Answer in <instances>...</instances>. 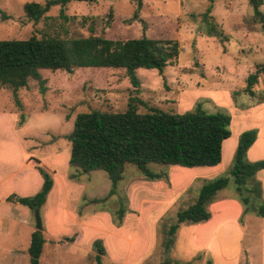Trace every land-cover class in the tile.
Masks as SVG:
<instances>
[{"label": "rangeland", "instance_id": "1", "mask_svg": "<svg viewBox=\"0 0 264 264\" xmlns=\"http://www.w3.org/2000/svg\"><path fill=\"white\" fill-rule=\"evenodd\" d=\"M29 1L44 3L46 0H0V39H23L33 35L64 39L102 35L110 39H127L143 34L152 38L176 39L180 53L173 64L167 65L161 73L149 68L135 70L139 81L138 96L144 101V104L138 106V111L146 112L149 107H158L166 111L184 112L200 103L208 111L221 109L231 115V134L223 143V161L216 170L178 165H161L156 168L168 170L170 183L176 190L188 184L194 173L208 175L192 179L178 202L177 199L174 202L172 199L167 201L166 193L161 195L163 192L156 190L139 189L134 192L133 185L138 177H143L134 164L125 165L122 179L112 194L109 193L111 181L105 170L81 173V178L86 180L84 184L87 193L93 195L82 197L80 188H62L67 196L65 204V194L61 193L60 187L48 209L40 212L44 237L54 234L68 236L78 231L84 242L102 239L108 247V253L101 258L102 264H126L125 259L150 255L155 250V257L146 259L143 264H264V218L256 212V208L264 202V169L242 186L244 194L249 197L247 203L239 199L231 179L216 194L215 204L207 206L213 216L197 224L181 223L182 228L176 237L178 242L174 243L173 236L168 248L165 246L167 228L175 222L180 206L185 207L196 199L205 182L204 178L226 174L231 168L239 133L252 128L251 124L256 121L264 124V107L258 114L245 109L262 103L261 97L264 98V74L259 75L258 82L252 87L254 96L245 91L247 75L254 72L256 64L264 60V27L253 19L248 0H142L137 18H133L136 6L133 0H71L62 10L58 4L51 6L37 22L25 16L23 4ZM260 8L264 12V1ZM210 25L215 30H210ZM39 72L45 79L43 91L38 80L32 78L28 80V90L22 91L21 96L18 92L14 95L9 87L0 86V107L19 109L22 101H25L24 112H59L65 119L71 116L68 123H63L62 133L72 131L74 117L79 112L94 109L124 111L129 96L134 93L124 68L78 67L73 72L61 69H40ZM244 112H247L246 118L241 117L246 115ZM37 134L43 137L46 132ZM54 135L58 134L49 133L48 138ZM57 142L61 146H69L67 139L61 138ZM47 146L50 147L41 144L33 154L42 155L46 162L51 163L46 153L52 149L49 150ZM256 154L264 157V125L262 137L250 151V155ZM59 157V162L55 164L57 176L62 175L66 179L63 155ZM75 170L68 166V173H75ZM255 181L260 187L258 193L250 191ZM14 200L17 201V197L8 201ZM219 200L223 201L222 208L214 210ZM223 205L228 209L225 213ZM120 206L125 209L122 227L115 224ZM245 206L247 211L242 213ZM132 208L135 211L131 212ZM240 208L237 211L239 215H234ZM11 212L13 215L10 217L15 220L0 216V264H6V253L12 239L28 257L30 228L20 224L17 210ZM74 213L88 224L80 227L75 222ZM217 214L222 218L221 225L214 229V225L212 229L210 225L207 226V230L211 231L206 236L207 231L197 227L212 224ZM32 216L30 227L35 228L34 212ZM110 229L111 237L107 233ZM195 229L199 231L201 242L210 240L211 248L199 249L188 243L183 231ZM238 241L239 250L236 253H239L240 260L232 254ZM216 247L221 248L216 251ZM50 249L51 246L48 252ZM95 254L96 250L91 249L89 256L92 264L96 262Z\"/></svg>", "mask_w": 264, "mask_h": 264}, {"label": "trees", "instance_id": "2", "mask_svg": "<svg viewBox=\"0 0 264 264\" xmlns=\"http://www.w3.org/2000/svg\"><path fill=\"white\" fill-rule=\"evenodd\" d=\"M71 0H46L44 3L29 1L23 4L28 20L37 22L53 5H60L62 10ZM81 1V0H80ZM95 1V0H85ZM137 18L142 0H133ZM212 1V0H211ZM264 0H248L252 8V17L264 27V12L260 6ZM207 13L205 14V16ZM209 32V27L207 28ZM210 30L215 27L210 25ZM180 47L172 38H152L145 34L136 38L110 39L102 35H88L64 39L53 36H30L23 39H0V86L9 87L14 95L20 87L27 86L29 79H36L43 91L45 79L40 69L73 72L78 67L124 68L133 85L134 93L127 101L124 111L109 112L90 110L79 112L74 117L73 129L64 135L69 141V165L77 173L91 170H105L111 181L112 194L122 179L126 164H134L144 179L168 180V170L161 165L183 167L214 166L222 158V143L231 134V115L221 109L208 111L200 103L184 112L166 111L158 107H149L146 112H139L138 106L144 104L139 98L137 68L156 69L159 73L178 58ZM264 74V60L256 64V69L246 77L245 91L254 96L253 85ZM260 102H264L261 97ZM20 125L24 119L20 115ZM258 129L252 127L238 135L231 168L226 174L205 179L195 201L176 212V219L167 228L166 248L173 241V236L183 222L198 223L208 220L211 211L207 206L215 200L218 191L224 189L232 179L240 200L244 203L249 197L242 186L264 168V158L251 161L247 150L256 140ZM35 168L43 178L40 189L33 195L7 197L29 208L33 213L46 201L53 179L51 174L35 160ZM70 178H76L71 173ZM259 184L255 181L252 192L258 193ZM247 211L245 206L242 213ZM256 212L264 218V202ZM125 209L117 210L115 224L122 223ZM74 239V238H73ZM44 237L41 230L34 229L28 246L29 264H40ZM92 248L96 250L95 264H102L101 255L105 253L102 239H95Z\"/></svg>", "mask_w": 264, "mask_h": 264}, {"label": "crops", "instance_id": "3", "mask_svg": "<svg viewBox=\"0 0 264 264\" xmlns=\"http://www.w3.org/2000/svg\"><path fill=\"white\" fill-rule=\"evenodd\" d=\"M28 86L29 85L27 84V86L20 87L16 91V93L18 92V94L21 96L22 91L26 92L28 90L27 89ZM33 94L35 97L36 96L35 93H33ZM25 105H26L25 101H22V105H20L21 107L19 106L20 107L19 109L18 108L14 109L12 106L11 107H3V106L0 107V216L4 215L10 219L15 220L13 217L11 218L10 215H13V213L11 212L13 209L17 210L18 214L16 216L18 218H20V220H21L20 224L22 226L29 227L30 228L29 229V233H30L29 235H31V232L35 228L30 227V221H31L33 216H32L31 211L29 210V208L21 205L20 203H18L15 200L14 201H8V200H6V198L11 194H16L17 196L33 195L40 189L42 182H43V178H42L41 174L38 172V170L35 168V163H36L35 160L36 159L39 160L40 165L43 166L51 174L52 179H53L52 187L47 194L45 203L40 208V212H41V210H47L48 209L50 203H52L53 196L56 194L58 189L60 191V187H61V193L63 195L65 194V199H64L65 204L67 203V200H66L67 196H66V193H64L62 191V188L64 190H67L68 188L71 189V187L80 188V194H82V197H86L88 195L90 197L93 194L91 192L89 194L87 193L86 186L84 184V182H86V180L81 178V175H82L81 173H78L79 176H77L76 178H70L69 177V175L71 174V173H68V166H70V165H68L69 164V156H70V145L68 146V145L63 144L61 146V144H58V142H57L61 138L66 139L64 137V135H66L68 133H62L61 131H62L63 123L64 122L68 123L69 120H71V116L68 117L67 119H65V117H63V115L59 112H52V113L47 112V113L38 114V113H34L32 110H29L28 112L25 111L26 112L25 113L23 111L25 108L24 107ZM263 107H264V102L259 103V104L250 105V106L246 107L245 109H247L248 111L250 110L249 112H254V113L258 114V112L260 110H262ZM244 113H246V115L241 116L242 118L247 117V112H244ZM20 114H22V115L24 114L23 115L24 119H23L22 123L20 125H18V119H19ZM257 119H259V118H257ZM36 122H38V123H36ZM251 125L258 129V134H257L256 140L253 142V144L247 150L248 159L250 158L249 160L254 161V159L256 160V159L264 158L263 156H261V154H258V155L256 154L257 156L256 155L255 156L250 155V151L253 150L254 147H256L260 138L262 137V127L264 124L256 121L255 123H253ZM252 126H250V127H252ZM42 131L46 132V134H44L43 137L38 136V134L36 135V133H39ZM49 133H57L58 135L57 136L54 135L55 137H53V138L52 137L50 138V136H49V138H48ZM224 141H223V143H224ZM223 143H222V148H223ZM41 144H44L45 146L50 145V147L47 146V148H49V150H51V149L52 150L46 154L48 155L47 158H49L51 163H49L48 161L46 162L42 155L39 156L37 154H33L35 149L40 147ZM235 147H236V145H235ZM60 154L63 155L62 162H63V167H64L66 179L63 178L62 175L57 176L58 172H56V168H55V164L58 163L60 160V157H59ZM222 158H223V153H222ZM222 158H221L220 163H218L217 165L202 166V167H208V168H213V169L215 168V170H216L220 166L221 162L223 161ZM172 166H174V165H172ZM75 171H76L75 173H77V170H75ZM91 171H95V170H91ZM89 172H87V173H89ZM83 174H85V173H83ZM168 175H169V172H168ZM202 175L208 176L206 173H201V174L200 173H194V174H192L188 184L190 183V181L192 179H196L198 177H204ZM169 177H168V180H165V179L149 180V181H154L155 183H153V184L148 183L146 181V179H144L143 177H141V178L138 177V180L133 185L132 190L134 192L139 190V189L140 190H148L149 189L152 191L156 190L155 192H163L161 195L166 193V195H167L166 200L167 201L172 199V202H174V201H176L175 199H177V202H178L179 197L184 193L186 185H188V184H186L182 188H179L178 190H176V188L172 187V184L170 183ZM204 179H206V178H204ZM59 181H60V183H59ZM217 195H218V192H217ZM220 200L218 201V203H217L218 205L214 208V210L222 208L221 204H223V201H220ZM182 201H183V198H182ZM193 202H190L189 204L188 203L187 204L190 205ZM13 203H15L17 205L12 206ZM210 204H211V206H213V204H215V202L213 201ZM187 206H185V207H187ZM237 206H239L238 203H237ZM12 207H14V208H12ZM185 207L180 206L179 209L185 208ZM132 209L133 210H131V212L135 211L134 208H132ZM139 210L141 211V208ZM226 210H228V209L226 206H224L223 207L224 213ZM240 210H241V208L236 210L234 212V215H236V216L239 215L237 213V211H240ZM224 213H223V215H224ZM45 216L46 217L48 216L47 212L45 213ZM212 216H213V212H211V217ZM236 216H234V218H233L234 222H235ZM73 217L75 218V222H77L80 227H82L83 224L84 225L88 224V223H86V221H84L80 217L76 216L75 213H74ZM124 217L125 216H123V219H124ZM123 219H122V223H123ZM215 219H216V221L214 220L212 224H208V225L204 224V225H202V227H197V228H199V229L202 228L203 231L206 230L207 231L206 236H207L208 233L211 231V230L210 231L207 230V226L210 225L211 229H212V226L214 225L213 226V229H214L216 226L221 225V219L222 218L218 214H217ZM214 222H215V224H214ZM122 223L118 227H122L121 226ZM198 223H201V222H198ZM48 224L49 223H47V225ZM180 228H182L181 224L179 225L178 229L176 230V232L174 234V236H175L174 243L175 244L178 242L176 240V237L178 235L177 232H179ZM41 231H42V234H44L43 228ZM198 232L199 231L198 230L196 231V229L195 230H184L183 234H185L187 236L186 240L188 241L189 244H192L193 246L195 245V247L198 246L199 249L202 247L208 248V246H209V248H211V246L209 244L210 240L205 241V243L201 242L199 240L200 236H199ZM107 233H108L109 237H111V234H112L111 229ZM213 234H214V231L212 230L211 235H213ZM211 235H210V238H212ZM201 236H204V235H201ZM43 237H44V235H43ZM111 239H110V241H111ZM44 240L45 241L43 244L42 252H41L40 257H39L40 263L44 262L45 264H92V261H91L92 258L89 255H90L91 249H93L91 243L95 239H92L89 242L88 241L84 242L83 238L81 237V233L77 231V232H74L68 236H59V234L58 235L57 234L50 235V236L44 237ZM129 240H131V239L129 238ZM107 241H108V239H107ZM15 242H16L15 239H12L10 244H9V245H11V247L7 249L6 264H21V262H23L24 264H29V255H28V257H26V255L24 254L25 251L21 252V250L16 245L17 243H15ZM102 242H103V245L105 247V253L101 255V258L104 257L108 253L107 242L104 240H102ZM239 242L240 241L237 242L236 247L232 251V254L236 255L238 259H239V253L237 254L236 252H237V250H239V245H238ZM29 243H30V241H29ZM29 243H28V246H29ZM49 246H51V249L48 252ZM217 248L220 249L221 247H216L215 248L216 251H218ZM27 249H28V247H27ZM155 252H156V250L150 255H144L142 257H140L138 255V257H136V258L133 257L132 259H130V258L125 259V263L126 264H138L140 261L139 264H143V262L145 263L146 259H151V258L155 257L154 256Z\"/></svg>", "mask_w": 264, "mask_h": 264}, {"label": "water", "instance_id": "4", "mask_svg": "<svg viewBox=\"0 0 264 264\" xmlns=\"http://www.w3.org/2000/svg\"><path fill=\"white\" fill-rule=\"evenodd\" d=\"M34 217H35V224H36L35 229L42 230L43 226H42V221H41V216H40V209L36 208L34 210Z\"/></svg>", "mask_w": 264, "mask_h": 264}]
</instances>
